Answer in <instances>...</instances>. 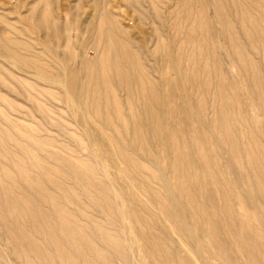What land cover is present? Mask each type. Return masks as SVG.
<instances>
[{
  "label": "rangeland",
  "instance_id": "1",
  "mask_svg": "<svg viewBox=\"0 0 264 264\" xmlns=\"http://www.w3.org/2000/svg\"><path fill=\"white\" fill-rule=\"evenodd\" d=\"M178 150L215 227L213 177L238 240L245 214L264 234V0H0V264H26L15 251L29 236L43 253L35 264H68L62 251L76 247L63 220L97 246L109 230L135 248V221L101 196L119 195L130 216L141 202L158 211L152 191L191 235L172 224V249L220 264L178 190ZM222 255L252 264L242 247Z\"/></svg>",
  "mask_w": 264,
  "mask_h": 264
},
{
  "label": "bare ground",
  "instance_id": "2",
  "mask_svg": "<svg viewBox=\"0 0 264 264\" xmlns=\"http://www.w3.org/2000/svg\"><path fill=\"white\" fill-rule=\"evenodd\" d=\"M152 116H155L154 112L152 113ZM222 130L226 131V127L222 126ZM177 154L180 157L181 161H183L184 158L187 159V156L182 155L180 153V150H178ZM186 162L187 167L184 171V175L187 176H183V178H180V171L179 169H177L176 165L175 171L177 172V176L179 178L177 181L178 190H181V196L192 211V214L196 215V220H199V222L205 221L204 232L210 239L209 241H207V245L204 244L206 248L210 244H212L214 246H218L223 251L221 253L217 252L215 255L210 257L217 259L220 264H233L228 261L227 258L223 257L222 254L226 255V253H228L231 255V249L235 247L237 249L242 247V249L246 251V254L248 255L247 257L252 262V264H264V234L258 229L256 225H254L253 215L245 214V216L242 217L243 232L245 233V238L243 241H239L237 238V232L234 230L233 224V218H235V214L233 215L229 209L230 205L227 202V197L224 196L225 198L221 199L222 197L220 198L216 195L218 194V188L219 191L224 190V183L220 179H216L213 177L211 178L213 180H211V185L216 189L217 193L214 191H210L209 195L211 196L210 202H212L213 206L215 207L214 211L217 210V212L215 213L217 225L215 227L212 224V220L209 219V216L205 211V207L200 203L199 191L197 190L196 192H192L189 190V186H192V182L190 181V178L192 177L189 178V176L192 172L191 168L193 167V161L187 159ZM205 164L207 165V163ZM207 168L208 177L210 176V163L207 165ZM153 177H157V175H153ZM210 177H212V175ZM255 179L257 180V182L255 181L256 185H259V188H261V186L264 184V175L258 173L257 175H255ZM164 182H166V184L164 183L165 188L166 186L169 187L168 190L169 193H171L170 191H172V185L167 179H164ZM146 187L149 188V186ZM262 195L264 196V191H262ZM101 197V200L104 203L107 202L108 204H114L116 206V214L119 217L118 219L123 220V223H128L129 217L132 221H135L134 224H136V226L139 228V231L137 230L136 233L132 231L130 238L136 247L134 248V246L130 245L128 239L123 241V239L117 233L109 230L104 231L101 236L102 241H100L101 243L97 246L91 243V241L88 239V236L82 232V229H80L79 227H74V225H72L70 222L63 220L62 229L66 234H68V237L70 239H73L76 247V255H71L64 249L62 251V254L65 257L64 259H66V262H68V264H114L113 256L115 258L116 255L121 259L123 264H132V255H130V259L129 255L125 251L127 246L131 249V252L133 253L136 260L138 259V256L135 255L137 249V252L140 253L145 260L147 259L150 264H195L191 260H189L187 256L182 255V250L176 248L172 249V246H170V243L172 242V224L177 230L181 231L183 235H186L188 230L182 225V220H180L178 214H172V204L167 203L160 192L152 191L150 193L151 203L158 206L157 212H151L149 207L150 203L141 202L140 208L137 209V211L135 210V212H133V209L129 211L130 216L126 211V208L130 209V207L120 199L119 195L114 198H110L107 195ZM216 201H219V206ZM222 201H224V204ZM32 213H29V215H31L30 222L33 225L40 226L39 216H41V213ZM144 214H146L147 216ZM43 215L44 214H42V216ZM162 217H164L165 220L167 219L168 222H163L162 224H160ZM157 223L161 225L159 228L162 227V230H160L161 232L159 233H156L154 230ZM250 226H252V228H248ZM246 230H249L250 232H247ZM220 233H222V236H220ZM26 248L27 251L25 252L15 251V254H18L19 256L22 255L21 257L26 261V264H35L31 260L32 257L38 259L42 258L43 253L40 247L38 246L37 242L34 241L30 236L28 237V244ZM85 252H89L91 254V257L82 259L81 256ZM198 253L203 256L202 252ZM246 264L249 263L247 262Z\"/></svg>",
  "mask_w": 264,
  "mask_h": 264
}]
</instances>
